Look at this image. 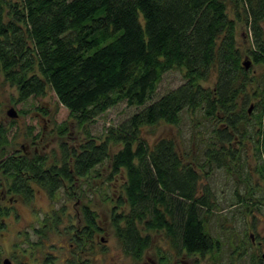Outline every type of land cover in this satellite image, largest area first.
Listing matches in <instances>:
<instances>
[{
  "label": "trees",
  "instance_id": "1",
  "mask_svg": "<svg viewBox=\"0 0 264 264\" xmlns=\"http://www.w3.org/2000/svg\"><path fill=\"white\" fill-rule=\"evenodd\" d=\"M263 20L264 0H0L3 82L17 88L19 101L42 97L49 87L69 113L56 134L68 135L74 123L86 139L72 147L60 142L52 165L36 152L2 160L5 181L15 176L12 190L26 202L32 184L54 198L107 160V180L123 178L116 204L128 209L111 219L126 254L142 257L155 231L165 233L177 254H217L220 240L208 230L207 214L219 206L203 180L234 159L233 145L248 137L254 110L257 134L264 132ZM174 69L183 82L156 97L163 74ZM211 77L213 85L204 86ZM120 102L136 110L94 139L91 124ZM187 115L196 121L188 136L181 128ZM205 123L206 131L196 132ZM160 125L178 127V137L149 143L142 131ZM3 134L0 128V144ZM182 135L194 142L192 154L180 146ZM84 216L88 227L80 234L86 235L94 222L88 210ZM58 223L54 212L34 227L36 241L25 240L29 249L42 246ZM247 252L230 263L248 256V264H261V255ZM81 258L68 264H88ZM160 262L167 263L162 254Z\"/></svg>",
  "mask_w": 264,
  "mask_h": 264
},
{
  "label": "rangeland",
  "instance_id": "2",
  "mask_svg": "<svg viewBox=\"0 0 264 264\" xmlns=\"http://www.w3.org/2000/svg\"><path fill=\"white\" fill-rule=\"evenodd\" d=\"M262 26L264 28V20ZM242 31L243 26L239 24L236 29L239 42L244 38L241 36ZM213 79L214 77H211L203 82V85L211 87ZM182 82V71L174 69L164 73L157 85L156 97ZM12 108L16 112L15 117L7 115V111ZM135 110V107H129L125 102L109 108L91 124V136L94 139L103 138L108 126H117ZM253 112L255 115H251L248 137L242 139V142H238L236 138L238 143L233 145L234 159L229 158L226 167L214 169L215 171L203 180L205 186L211 188L213 200L219 206L207 214L208 230L220 240L221 248L217 254H177V248L163 231L151 234V240L142 257L134 258L126 254L113 232L111 219L114 212L120 214L128 209L125 205L118 207L116 204L123 178H120L122 175H117L110 181L107 180L109 169L106 160L85 179L77 180L75 191L67 185V189L59 191L51 198L44 189L32 184L30 201L26 202L18 194H8L6 201L0 202L10 208L3 210L0 216V264L6 257L12 264H68L75 255L82 256L81 259L88 264H161V254L165 256L166 264H214V257L219 259L220 264H231L232 251L236 254L242 250H247V253H264V132L257 134L259 111ZM66 120H69L68 110L58 103L49 87L42 97L31 96L25 101H19L17 88L3 82L0 77V128L4 131L3 142L0 144V162L8 157L17 158L36 152L38 156H46L44 158L48 159L47 165L55 164L56 159H53L52 155L59 154L60 142L67 141L72 147L75 141L79 140V144L86 141L85 134L74 123L68 126V135L59 137L56 134L58 125ZM195 122L191 121L188 115L184 116L181 122L183 133L188 136V128ZM261 122L264 129V112ZM206 125L207 123L201 125L200 129L195 127L196 132H205L203 126ZM179 132L176 126L160 125L147 127L142 131V135L152 143L162 136L178 137ZM178 141L181 147L184 146L192 154L194 142L183 135ZM239 200L242 202L238 203ZM243 208L246 213L242 211ZM85 210L93 215L94 222L89 226V234L86 235L80 234L84 227H88L85 223ZM54 212L59 218L56 228L47 233L42 246H34L33 250H30L28 242L25 241L27 235L30 242L36 241L34 227L43 224ZM141 233L145 234L144 231ZM250 233L255 234L256 241H263V247L259 251H256L251 242L248 244ZM76 235L80 236L77 239L81 241L79 246L73 242ZM248 263V256L235 259V264Z\"/></svg>",
  "mask_w": 264,
  "mask_h": 264
},
{
  "label": "flooded vegetation",
  "instance_id": "3",
  "mask_svg": "<svg viewBox=\"0 0 264 264\" xmlns=\"http://www.w3.org/2000/svg\"><path fill=\"white\" fill-rule=\"evenodd\" d=\"M8 115V114H7ZM15 117V116H14ZM13 120V119H12ZM22 149L23 150H25V148L22 146ZM29 156V155H28ZM13 158H15V156L13 157ZM28 175V174H27ZM26 175V176H27ZM17 176V175H16ZM19 176L20 177H25V175L24 174H19ZM7 178V180L8 181H5V179H4V175L1 173V171H0V202H5L6 201V196L8 195V194H17V193H15V192H13V190H12V182H13V180H14V178H15V176H13V175H11V176H8V177H6ZM28 183H33V179H31L30 178V180L28 181ZM64 189V188H63ZM19 195V194H18ZM10 201L12 200V199H9ZM1 206H0V209H3V210H9L10 208H8L7 206H5V205H2V204H0ZM3 219V218H2ZM255 234L253 233H250L249 234V237H250V240H251V243H252V245L255 247V249H256V251H259L262 247H263V241L262 240H260V241H256L255 240V237L256 236H254ZM80 238V236L79 235H76L75 236V239H79ZM27 251V249L26 250H24V251H22V254H24L25 252ZM237 252V251H236ZM255 254H258V255H261L262 256V262H261V264H264V253H257V252H254ZM235 255V256H234ZM240 255H239V253L238 254H236L235 252H231V254H230V257H233V258H238ZM7 258V257H6ZM9 259V258H8ZM10 260V259H9ZM11 261V260H10ZM11 263H12V261H11ZM249 263H250V259H249ZM234 264H235V261H234Z\"/></svg>",
  "mask_w": 264,
  "mask_h": 264
},
{
  "label": "water",
  "instance_id": "4",
  "mask_svg": "<svg viewBox=\"0 0 264 264\" xmlns=\"http://www.w3.org/2000/svg\"><path fill=\"white\" fill-rule=\"evenodd\" d=\"M243 65H244L245 68H248L251 65L250 60L245 59L243 61ZM250 108H251V106H250ZM7 114L9 116H12V117L16 116V112H15V110L13 108L12 109H9L7 111ZM2 264H12V263H11V261L8 258H4L3 261H2Z\"/></svg>",
  "mask_w": 264,
  "mask_h": 264
}]
</instances>
